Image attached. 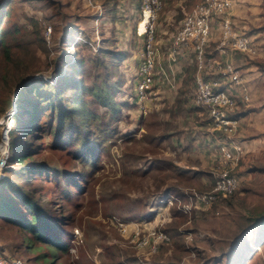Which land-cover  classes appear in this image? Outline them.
Returning <instances> with one entry per match:
<instances>
[{
    "label": "rangeland",
    "instance_id": "374dc122",
    "mask_svg": "<svg viewBox=\"0 0 264 264\" xmlns=\"http://www.w3.org/2000/svg\"><path fill=\"white\" fill-rule=\"evenodd\" d=\"M196 1L161 0L155 19L161 54L186 7ZM232 1L231 26L248 35L254 47L252 54H227L238 64L248 90L247 101L237 103L242 113L234 131L242 149L233 169L238 186L220 201L183 214L177 204L186 197L172 192L158 201L159 194L167 187L184 195L188 189L207 188L211 176L206 170L215 160L217 139L203 108H192L191 68L183 75L176 69V87L159 82L141 104L135 103L130 74L142 46V37L134 32L140 0H0L4 22L22 24L19 40L26 43V49L19 48L21 60L0 83V179L7 175L41 200L58 218L64 244L53 256L39 242L26 248L28 233L0 218V255L26 264H47L52 257L53 264H264V20L258 0ZM109 7L113 9L105 13ZM47 25L48 43L43 32ZM217 33L213 25L208 43L215 42ZM36 34L45 51L36 46ZM102 37L107 46L128 51L116 69L89 61ZM75 52L84 59L78 75L82 84L101 87L107 75L100 98L110 106L88 91L77 93L89 115L78 117V134L71 132L65 144L53 143L50 132L16 133V121L24 119L19 111L26 106L17 99L19 86L34 78L54 83L57 71L69 74L65 65ZM190 58L193 65L192 54ZM20 97L32 95L24 92ZM25 147L31 149L26 161L44 165L46 174L15 171L19 164L9 158ZM193 171L200 174L193 176ZM151 229L166 238H155ZM39 254H44L41 260Z\"/></svg>",
    "mask_w": 264,
    "mask_h": 264
},
{
    "label": "built area",
    "instance_id": "2783aa9c",
    "mask_svg": "<svg viewBox=\"0 0 264 264\" xmlns=\"http://www.w3.org/2000/svg\"><path fill=\"white\" fill-rule=\"evenodd\" d=\"M140 2L139 21L134 26L135 34L142 37V46L133 71L135 103H142L155 79L173 87L175 76L171 62L180 51L189 50L194 67L191 78L192 101L205 111L211 134L217 139L215 160L212 167L206 171L211 176L208 187L188 189L185 191L186 199L177 204L181 213L189 214L193 207L198 205L206 208L228 196L237 187L238 178L233 173V169L237 165L242 149L234 139L238 119L234 113L237 112L238 101H247L248 90L242 81L240 69L226 56L230 51L252 54L254 47L248 35L231 26L229 10L233 5L232 0H197L182 16L170 36L165 49V66H162L161 51L155 39V19L161 7V0H140ZM99 13L96 12V15ZM213 25L218 26L213 49L218 55L224 56L223 59L205 53ZM43 32L44 39L48 43L50 26H45ZM94 37L96 41V30ZM214 71L224 78V82L207 79L206 75ZM2 160L1 156L0 164ZM169 195L171 194L161 197L158 201ZM166 201L171 202L170 199ZM150 233L155 234V238H166L163 234L156 233L154 229H151ZM145 242L146 240H143V244ZM0 264L26 263L18 258H6L0 255Z\"/></svg>",
    "mask_w": 264,
    "mask_h": 264
},
{
    "label": "trees",
    "instance_id": "16d2710c",
    "mask_svg": "<svg viewBox=\"0 0 264 264\" xmlns=\"http://www.w3.org/2000/svg\"><path fill=\"white\" fill-rule=\"evenodd\" d=\"M192 5L193 4H189L186 7V10L188 11ZM258 7L260 9L259 16L264 20V0H259ZM110 9L113 8H107L105 13L110 12ZM5 13L6 10L0 8V83L6 78L9 68H12L17 64L18 61L21 60L19 57V48L24 50L25 46L23 45L26 44H21L22 40H19V37L24 31V26L13 21L4 22L3 18ZM30 22H32V20H30ZM112 38L115 41V38ZM33 39L37 43L36 46H38L40 50L45 51L46 45L41 35L36 34ZM106 39L107 38L105 37L100 38L99 44L93 50V59L90 58L89 61L95 62L97 64L102 61V64L104 63V67L105 65H109L111 69H116L120 64H122L121 62L127 56L128 51L127 49L122 50L117 46H107L104 41ZM75 41L76 40H74L73 43H75ZM79 43L86 46L85 42H83V39L79 40ZM213 48L214 42L208 43L205 46V53L213 54L215 57L219 58L217 52ZM107 60L108 64H105L104 61ZM83 61V57L75 52L72 59H70V62L65 65L70 70L69 74L57 71L56 80L54 83H50L49 81L47 82V80L45 81L42 78H34L28 83H24L19 86L17 90V99H22L21 102L26 106L19 111V113L24 114V119H19L16 121L14 125V128L17 131L16 133L21 131L28 133L30 130H39L41 133L50 132L53 143L57 142L60 145L65 144L67 140L70 141L71 132L75 131L78 134V117H80L81 114L89 115L88 109H86L84 106V98L77 96L79 95L77 93H80L81 90L88 91L91 95V98L97 97L96 100L98 102L105 104L106 106H110L107 101H103L100 98V91H102L101 89L104 90L105 88L103 86L106 82L105 77L107 78V75L104 76L102 81L103 83L101 82L103 84V86H101L102 88H96L93 85L88 86L82 84V81L78 75ZM136 62L137 58L130 74L132 97L134 81L133 71L136 66ZM187 68L192 69L191 74L187 73L188 76L192 77L194 70L193 65H187L184 69V74H186ZM158 83L159 81L155 79L150 87V91L153 88L156 89ZM41 86L42 88H40ZM68 90L72 92L70 94H65ZM24 92H31L32 97L27 100L24 99V97L21 98L20 95ZM192 108L202 111L201 107L198 105H193ZM240 113L242 112L237 111L234 113V116L238 118ZM43 116L44 119L39 122V118ZM13 135H15V131H12L10 136V144L12 149L14 146ZM75 144L79 146L78 142H75ZM30 152L31 149L28 147H25L24 149L17 152H12V156L9 158L10 163L19 164V167H17L15 171L21 173L22 171L20 170L23 169V171L27 173L34 172L39 175L40 173L46 174L47 170L44 165L39 163L34 164L26 161L30 158ZM179 173L182 174L183 170L180 169ZM199 174V172L193 171V176H198ZM207 174L210 177L208 172ZM234 174L237 176L236 173ZM172 192L177 196H183V198L186 197L181 191H178L174 187L163 188L159 196L163 197L167 194H171ZM260 217L262 216L257 218ZM0 218H2L5 222L13 224L14 226L28 233V236H26V248L32 249L35 246L34 243L39 242L40 244L46 246L48 249L47 252L52 254L51 256L55 254V249L61 250L64 248V244L59 235L60 226L58 224V218L50 213L45 205H42L41 200L38 197H35V195L32 194L30 190L20 188L17 184L10 180L7 175H3L0 179ZM53 229L55 230L53 231ZM46 230H49L50 234L46 233ZM175 233L179 234V232ZM40 255L44 254H39L36 257L41 260L39 257ZM53 258L54 257L50 258L47 264H53ZM238 260V258L235 259V261ZM238 264H241V261H238Z\"/></svg>",
    "mask_w": 264,
    "mask_h": 264
},
{
    "label": "crops",
    "instance_id": "0c3cea01",
    "mask_svg": "<svg viewBox=\"0 0 264 264\" xmlns=\"http://www.w3.org/2000/svg\"><path fill=\"white\" fill-rule=\"evenodd\" d=\"M258 2H259V0L257 1V5H258ZM258 9H259V7H258ZM235 11V9H234V6L232 5V7H231V9L229 10V16H230V19H231V17L234 15V12ZM237 13V12H236ZM232 15V16H231ZM169 38H170V36H169ZM169 38H167L168 40H169ZM216 38V37H215ZM168 40H167V43H166V45H165V43H163V45L162 46H164L165 47V49L167 48V46H168ZM214 44H215V42H214ZM125 47V46H124ZM130 50V49H129ZM160 50H161V47H160ZM134 52H133V56H131V64H129V69H130V66H132L133 64V58L132 57H134V56H136V52H135V50H133ZM190 56H191V52L189 51V50H183V51H180L179 52V54L176 56V58H175V60L174 61H172L171 63H172V68H173V70H174V76H175V79H174V86L172 87V88H174V87H176V85H177V77H176V74H175V71H176V69L177 70H179V74L180 75H183L184 74V67H186L187 65H189V64H191V58H190ZM219 56V58H217V59H223V58H225L224 56L222 57V56H220V55H218ZM165 51H164V53H162L161 54V60H160V64L162 65V66H165ZM226 58H227V56H226ZM229 59V58H228ZM135 61H136V58L134 57V63H135ZM230 61H232V60H230ZM233 62V61H232ZM234 63V62H233ZM122 64H123V61H122ZM234 64H236L237 66H238V64L237 63H234ZM178 65H179V67H178ZM134 66V65H133ZM133 68V67H132ZM182 69H183V71H182ZM132 71V70H131ZM206 77H207V79H209V80H218V81H220V82H224V78H222L221 76H220V74H218V73H216V71H214V72H212V73H208L207 75H206ZM176 89V88H175ZM238 119H239V117H238ZM238 119H237V122H238ZM216 144H217V142H216ZM215 150H216V148H215ZM207 171V170H206Z\"/></svg>",
    "mask_w": 264,
    "mask_h": 264
},
{
    "label": "bare ground",
    "instance_id": "6f19581e",
    "mask_svg": "<svg viewBox=\"0 0 264 264\" xmlns=\"http://www.w3.org/2000/svg\"><path fill=\"white\" fill-rule=\"evenodd\" d=\"M2 138H4L5 139V137L3 136ZM5 143H6V140H5Z\"/></svg>",
    "mask_w": 264,
    "mask_h": 264
},
{
    "label": "water",
    "instance_id": "95a60500",
    "mask_svg": "<svg viewBox=\"0 0 264 264\" xmlns=\"http://www.w3.org/2000/svg\"><path fill=\"white\" fill-rule=\"evenodd\" d=\"M15 92V91H14Z\"/></svg>",
    "mask_w": 264,
    "mask_h": 264
}]
</instances>
